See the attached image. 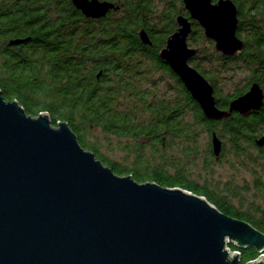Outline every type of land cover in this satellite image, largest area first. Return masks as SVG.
I'll use <instances>...</instances> for the list:
<instances>
[{"label": "trees", "instance_id": "16d2710c", "mask_svg": "<svg viewBox=\"0 0 264 264\" xmlns=\"http://www.w3.org/2000/svg\"><path fill=\"white\" fill-rule=\"evenodd\" d=\"M108 1L118 4L119 9L92 19L70 0H0L3 99L15 98L31 116L47 112L52 125H57V120L66 121L79 143L114 173L202 195L221 212L264 233V148L255 142L264 134V103L247 116L233 113L227 119L208 120L159 56L167 37L177 27L176 16L188 15L182 0ZM232 1L238 15L236 34L244 41L239 56L216 53L213 42L194 20L187 38L188 45L198 48L191 65L210 82L220 108H226L253 81L264 91V0ZM157 2L163 3L160 9ZM140 29L146 31L150 44L141 42ZM21 36L29 39L18 45L7 44L8 39ZM208 46L211 52H207ZM215 61L224 68L232 61L240 62L249 70L248 82L222 95L215 81L219 72L213 65ZM154 73L159 77L153 78ZM166 76L173 86L169 84L157 94ZM96 129L119 139L118 148L131 154L129 165L109 160L100 153L97 142L86 138ZM202 133L208 141L201 169L211 172L212 163L224 158L230 165L248 170L251 200L243 201L227 185L218 189L207 179L201 182L184 168L185 163L199 158ZM212 133L222 141L218 157L212 151ZM239 251L240 264L260 255L254 247Z\"/></svg>", "mask_w": 264, "mask_h": 264}, {"label": "water", "instance_id": "95a60500", "mask_svg": "<svg viewBox=\"0 0 264 264\" xmlns=\"http://www.w3.org/2000/svg\"><path fill=\"white\" fill-rule=\"evenodd\" d=\"M70 1L87 18L119 9L108 0ZM182 3L188 15L176 16L177 27L159 56L208 120L258 111L264 91L257 81L220 108L212 85L190 63L198 52L187 42L192 20L222 55L242 53L234 2ZM138 35L151 43L144 29ZM255 142L264 148V134ZM211 146L218 157L222 141L215 133ZM228 242L259 252L246 264H264V233L250 223L184 188L114 173L79 143L66 121L52 125L47 112L31 116L0 91V264H240Z\"/></svg>", "mask_w": 264, "mask_h": 264}, {"label": "rangeland", "instance_id": "374dc122", "mask_svg": "<svg viewBox=\"0 0 264 264\" xmlns=\"http://www.w3.org/2000/svg\"><path fill=\"white\" fill-rule=\"evenodd\" d=\"M154 1L156 2L157 0ZM162 4V2H157L158 9L162 7ZM201 44L207 46L204 42ZM191 46L194 47L192 44ZM210 47L211 46H208L207 52L212 51ZM213 50L216 51L214 46ZM216 53L219 52L216 51ZM216 53H214V55ZM213 65L219 68V74L217 73L215 76V81L220 87V93L222 95H229L233 93L236 89L245 85L250 78L249 70L245 66L242 67L240 62L232 61L226 65L227 68H224L222 63L220 64L219 61H215ZM152 77H159V73L152 74ZM169 84L173 86L171 79L166 76L163 78V82L158 85L156 93L162 94L166 86ZM86 138L90 141L97 142L100 153L109 160L117 161L122 165H129L131 161V154H127L118 148L121 143L117 137L106 135L105 133L96 129L93 130L91 134H88ZM207 141L208 137L205 135V133H202L198 140L200 152L199 158L194 162L185 163L183 165L184 168H187L189 172L201 182L203 179H207L210 184L214 185L218 189H224L227 185L228 188H233L235 191H237L240 197H243V201L247 202L251 200L253 188L251 186V175L248 170L242 168L239 165L232 166L224 158L215 160L212 163L211 172L205 173L204 170L201 169L202 157L205 152L204 149L207 147ZM246 184L247 187L244 188ZM231 202L238 205L237 200H232Z\"/></svg>", "mask_w": 264, "mask_h": 264}, {"label": "built area", "instance_id": "2783aa9c", "mask_svg": "<svg viewBox=\"0 0 264 264\" xmlns=\"http://www.w3.org/2000/svg\"><path fill=\"white\" fill-rule=\"evenodd\" d=\"M225 246H226L230 251H236V252H238V253L240 254L239 249H238L237 247H235L233 244H231V243L228 242V243L225 244ZM231 246H234L235 249L232 248ZM255 259H256V258H255ZM252 260H254V259H252Z\"/></svg>", "mask_w": 264, "mask_h": 264}, {"label": "flooded vegetation", "instance_id": "af4514ba", "mask_svg": "<svg viewBox=\"0 0 264 264\" xmlns=\"http://www.w3.org/2000/svg\"><path fill=\"white\" fill-rule=\"evenodd\" d=\"M110 11H111V10H109L108 12H110ZM108 12H107V13H108ZM107 13H106V14H107ZM92 19H97V18H92ZM17 38H25V36H21V37H17ZM28 39H29V38H28ZM28 39H27V40H28ZM9 40H11V39H8L7 44H8V42H9ZM27 40H26V41H27ZM22 43H24V42H22ZM19 44H20V43H19ZM17 45H18V44H17Z\"/></svg>", "mask_w": 264, "mask_h": 264}]
</instances>
